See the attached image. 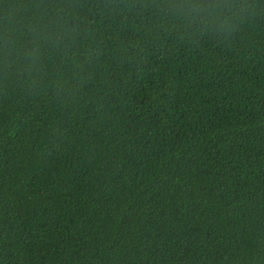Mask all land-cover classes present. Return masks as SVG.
<instances>
[{
	"label": "trees",
	"instance_id": "trees-1",
	"mask_svg": "<svg viewBox=\"0 0 264 264\" xmlns=\"http://www.w3.org/2000/svg\"><path fill=\"white\" fill-rule=\"evenodd\" d=\"M0 264H264V0H0Z\"/></svg>",
	"mask_w": 264,
	"mask_h": 264
},
{
	"label": "clouds",
	"instance_id": "clouds-1",
	"mask_svg": "<svg viewBox=\"0 0 264 264\" xmlns=\"http://www.w3.org/2000/svg\"><path fill=\"white\" fill-rule=\"evenodd\" d=\"M219 7V6H217ZM204 6L203 5H192L188 11L194 14H199L201 11H204ZM207 15L210 18V21L215 22L219 20V14L218 13H214L210 8L207 11Z\"/></svg>",
	"mask_w": 264,
	"mask_h": 264
}]
</instances>
